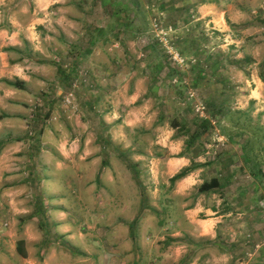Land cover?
I'll use <instances>...</instances> for the list:
<instances>
[{
    "label": "rangeland",
    "instance_id": "rangeland-1",
    "mask_svg": "<svg viewBox=\"0 0 264 264\" xmlns=\"http://www.w3.org/2000/svg\"><path fill=\"white\" fill-rule=\"evenodd\" d=\"M100 1L76 0L75 3L64 4L67 14L71 13V17L77 19L75 27L71 26L76 35L71 38H76L77 42L72 51L63 42L62 56H58L64 64L61 68L68 74L74 59L77 64L73 76L64 80L60 96L54 90V96L51 97V94L49 96L41 89L36 98L27 97L25 91H14L5 97L0 95V113L3 110V113L11 115L0 120V264H107L109 255H119V264H136V254L140 255L138 260L145 264H188L187 259L193 261L195 256H200L197 264H245L246 261L250 264H264V179H251L244 166L245 153L241 149L249 141L252 147L248 152L250 156H257L264 172V146H260L257 141L259 136L264 138V0H235L232 3L236 10L246 13L248 26L245 31L242 28L234 29L235 37L232 35V25L231 31L226 28L216 31L210 27L207 18L201 19V14L196 13L194 8L196 0ZM55 6L57 4L52 7ZM154 18L160 20L163 27L173 28L170 37L184 57L195 59L199 56L203 60L201 52H207L206 55L212 57L209 66L205 64L204 67L205 82L209 83L197 90L198 99H186L183 92L185 89L180 88L183 83L173 84L167 76L171 73L168 65H165L169 60L151 32ZM106 19L107 24L113 21L110 28L120 30V25H125L124 31L130 30L131 35L136 37L135 46L127 42L124 48L128 47V52L137 62L136 91L140 97L136 99V125L141 130L122 127L124 116H121L122 111L116 102L114 114H109L111 119L106 121L108 113L104 111L107 104L112 106V101L109 102L111 97L109 101L104 97L103 100H93L95 93L91 89L95 85L90 82V71H85L88 66L84 64L85 58L81 61L77 56L74 59L71 56L73 51L77 54L78 49L84 47V39L89 37L91 25L93 28L97 25L100 27ZM137 28L143 33L136 35ZM182 31L189 35L194 47L186 50L185 45L180 43V37L184 35ZM246 31L247 33H243ZM119 35L124 34L119 32ZM127 37L129 38L121 39L132 40L131 36ZM242 37L246 42L239 41L236 44L235 39L241 40ZM151 41L153 48L148 49ZM107 42L105 55L94 56H99L100 62L110 65L109 74L114 75L117 68L116 65L112 67V58H128L123 53V47L112 49L116 47L112 46L109 39ZM195 49H199L196 54ZM182 51L186 53L183 54ZM125 53L127 55L126 51ZM28 54L29 67L24 66V69L37 74L34 63L36 58H33L30 50ZM154 58L161 60L164 65L158 69L156 81L150 82L156 87V94L152 90L151 95L144 98L150 80L148 62ZM216 60L221 62V73L234 81L230 85L226 82V86L219 87L217 79L212 83L214 69L213 66L210 68V64ZM24 63L27 64V61L24 60ZM189 68L184 70L188 71V75L182 78L184 81H190L195 76ZM127 69L125 66L124 71ZM94 74L98 76V69ZM120 79L122 77L113 78L109 81L110 85ZM13 81L14 79L11 80ZM186 86L188 87L187 84ZM183 87L185 88L184 85ZM250 88L256 90L251 99ZM70 93L72 102L67 104L64 97ZM158 98L164 101L161 106L158 105ZM16 104L20 108L15 107ZM196 105H203L201 114L196 111ZM220 109L224 110V115H219ZM112 110L111 107L110 112ZM241 111L249 114L251 124L245 127L241 135L230 141L228 134L237 132L241 127L238 120H244V116L238 113ZM174 117L181 122L180 126L182 119L188 126H193L192 120L196 117L208 118L211 122L210 134L202 136L204 149L201 151L198 148L200 153L194 157L196 163L202 165L190 176L192 178H189L186 185L189 188L187 195H173L166 191L170 187L168 172L173 168L168 159L178 156L179 150L175 146L180 141L174 143L169 151L168 147H163V143L176 141V138L181 140V136H185L181 129L171 127L170 122ZM258 126L261 128H257ZM44 129L46 130L43 131ZM104 139L111 143L100 147V140ZM135 139L136 145H133L132 141ZM37 140L50 146L54 154L60 157L59 170L53 173L56 177L47 180V184L52 183L51 181L59 182L56 187L62 190L64 184L70 182L77 189L76 194H72L75 201L69 205L67 219L79 220L76 228L85 233L87 241L90 240L87 249L79 245L70 248L58 240L45 243L41 241L38 244L37 231L42 232L44 228L37 225L36 228L31 225L24 227L22 219L28 214L27 199L32 190L21 185L25 180L19 179L16 173L21 171L23 162H26L28 155L24 152L27 144H35ZM3 141L7 145H1ZM28 148L36 150L34 147ZM126 150L129 151L126 153ZM32 154L37 156L35 152ZM129 164L134 166L130 168ZM222 169L225 173L232 169L235 172V178L228 186L233 192L227 195L235 203L233 211L232 208L229 209L233 214L223 218L225 220L218 229L207 218L217 217L219 214L208 216L200 211L197 216L201 220L199 223L182 220V206L193 202L194 197V202L198 201V204L219 206L216 193L209 197H198L197 188L202 181L218 176ZM178 182L180 181L174 183L173 189L178 186ZM242 184H245V190L249 192L238 195ZM168 195L174 197L170 198ZM166 198L171 199L168 207ZM143 202L148 204V209L141 210L140 203L144 205ZM224 202L228 200L225 199ZM65 205L68 206V203ZM240 205L243 206L242 209H239ZM172 219L176 223L171 224ZM208 228L212 233L218 230L221 239L204 246L203 241H200L204 239L196 235L201 230L206 233ZM246 234H251L249 241L244 239ZM23 238L26 239L23 244L26 256L19 255L16 246L17 241ZM232 244L235 245L234 248ZM43 247L45 248L42 249ZM196 247L201 250L197 252ZM249 253L252 259L247 260ZM235 255L240 258L236 259ZM110 264H116V260H110Z\"/></svg>",
    "mask_w": 264,
    "mask_h": 264
},
{
    "label": "crops",
    "instance_id": "crops-1",
    "mask_svg": "<svg viewBox=\"0 0 264 264\" xmlns=\"http://www.w3.org/2000/svg\"><path fill=\"white\" fill-rule=\"evenodd\" d=\"M66 2L75 3L76 0H0V95L2 96L4 95L5 97L6 95H9L14 91H25L27 97L36 98V95H38L40 89L41 91L44 90L49 96L50 94L52 95V92L54 90L57 96H60L61 93H63L61 86L64 80L68 78V76L66 77L64 76V74H66L67 72L66 71L64 72V70L61 68L62 66H64V64H62L59 59V56L60 57L62 56L61 50L64 49L62 43L64 42V44L67 45L69 50L72 51L71 50L72 48H76V42H77L76 38L75 40L71 38V36L76 37V35L73 33L71 29V26L75 27L77 19L75 17H71V13H69V15L67 14L68 10H66L67 7L64 5ZM100 2L103 3V0H101ZM232 3L234 4L235 0H198V1L196 0V5L194 8L196 10V13L198 12L201 14L200 18L201 19L207 18L208 23L211 25L210 27L216 31H223L225 28L231 31V25H232V27H234L232 31V35H233L234 29L242 28L245 31L247 30L248 26L246 24L247 22L246 13L242 14L239 9L236 10L235 5H233ZM54 4H57V6L52 7ZM222 4L225 6L223 7ZM89 14L92 15L91 12H89ZM107 22H108L107 19L104 20V22L102 23V25H100V27H97L98 26L97 25L96 27L93 28V26L91 25L89 37L86 40L84 39V43H83L84 47L78 49L77 54H74L75 51H73V54H71V56H73V59L75 58V56H77L78 60L81 61L83 58H85L84 64H86V66L88 65L85 71L86 72L90 71V82L95 85L93 89H91L92 93H95L94 94L95 97L93 100L98 101L104 97L106 98L107 101H109L108 99L111 97V100L109 102L112 101V106L107 104L104 111L105 113H108V115L106 114L107 115V117L105 118L106 121H110L111 118L109 114H114L115 107L117 105L116 103H118V107L120 108V111H122L121 116H124V120H123L124 125H122V127L124 126L125 129L132 128L134 130H138L139 129L138 127L140 126L136 125V101H137L136 99H138L140 95L139 92L136 91L137 62L134 56H131L130 55L131 53L128 52V47L124 48L127 42L133 43L132 45L135 46L136 37L135 35H131L130 30L124 31V29L126 28L125 25L124 26L120 25L121 29L116 30L115 27L110 28V24H113V21L109 22V24H107ZM119 32H122L124 35L120 36ZM139 33H143V32H139V28H137L136 35ZM182 33L184 35L180 37L181 41L184 40L185 43L187 44L190 41L192 42L189 35L185 34L183 31ZM243 33H247V31ZM111 35L112 38L110 37ZM128 35L131 36L132 38L131 41H128V39L126 40L121 39V37L129 38L127 37ZM108 39L110 42L113 43L112 46L116 47L112 49L123 47L122 49H124L127 52V55L124 50L123 53L128 58V60H126L125 58L119 59L117 56H115V59L112 58L113 59V61H111L112 67L116 65L117 68L114 71V75L109 74L110 69L108 68V66L110 65H106L103 62H100L99 56H94V55H105L108 46V42H107ZM235 40H236V44H238L239 41L246 42V39H244V37H242L241 40L239 39H235ZM147 48L148 49L153 48V41L148 43ZM28 50L31 51L33 58H36L34 63L36 64L37 74H33L31 71L26 72V70L24 69L25 68L24 66L29 67L27 66L28 61L30 60V59L28 60V55H30L28 54ZM13 54L15 55L12 56ZM24 60L27 61V64L24 63ZM150 61L148 62L149 64L148 75L150 77L149 78L150 80L148 83L149 85L148 90L147 92H144L143 95L144 98L150 96L152 90L156 94L155 91L156 87H154V85L150 82L152 81V75L155 76L157 79L159 71L154 73L153 66L155 64H157L160 67L164 65L163 62H161V60L157 58H154L151 62ZM216 62L217 63L213 66V69L214 71H216L217 74L212 76V83L216 79H217L216 84L219 87L226 86L227 85L225 84L226 82H228L229 85L231 84V82L233 83L234 82L233 80H230V78L226 77L224 74L221 73L223 71L222 69H219V65L221 64V62H219V60H216ZM76 64H77V60L74 59L73 63L71 64L72 68L69 69V77L71 75L73 76V70L76 68ZM165 65H168V68H172V69L176 68L179 71V75L178 73L173 74L172 76L167 74V76L170 78V81L173 84H174L173 80L175 78L178 77L184 78L188 75L187 73L188 71L184 72V70L183 71L180 70L177 66L173 65L171 62H167V64ZM125 66H127L128 68L126 72L124 71ZM204 67H205L204 65L201 66V68H203L201 69L203 71V74L205 72ZM96 69H98V76H95L94 74V71ZM177 70L176 72H178ZM143 73L145 72L143 71ZM93 77L96 78L93 79ZM119 77L120 78L122 77V79H120L118 82L115 81V84L110 85L109 81H111L113 78L117 79ZM12 79H14V81L15 79L20 80L22 87L17 88L12 84L9 85L6 83L7 81L11 82ZM205 81L206 79H203L198 81L196 85H193V79H190V81L186 80L185 82L187 83L188 87L185 86V95H186L185 98L198 99L197 90L204 87L205 83H209ZM255 92H256L255 89L252 88L249 89L250 99L252 97L254 98L253 95ZM189 93H191L192 96H189ZM53 96L54 95H52L51 97ZM158 99H159L158 105L161 106L164 101L161 98ZM94 104L95 103H93V105ZM15 107L20 108V105L16 104ZM111 107L113 109L112 112H110ZM92 108H94V106H92ZM159 111H162V109H160ZM3 112L4 111L2 110V112L0 113L1 116L3 117L7 116V118L11 116L8 113H6L7 114L6 115ZM45 130L46 129H44L43 131ZM185 136H181L182 138L181 140L180 138H176L175 139L176 141L174 140L168 141V143L166 141L163 143L164 145L163 147H168L167 149L169 151V149L171 148V146H173L174 143L180 141V143L177 146H175L176 149L179 150L178 152L179 154L184 149ZM100 141H101L100 147H104L107 144L111 143L109 142V140L108 141L106 140L105 142V139L103 141L102 140ZM2 144L3 146L7 145V142L3 141L1 145ZM132 144L136 145V139L132 141ZM27 146L32 147V149L34 147V149L36 150L32 151L30 150V148L27 147V150L24 152L26 155H28L26 156L27 158L26 162H23L24 164L22 165L21 171L16 173V175H19L18 176L19 179L25 180L24 182L21 183V185H24V187L26 185L27 188H30L32 190L29 191L30 194L27 199V203L29 207V209L27 210L28 214L26 216H23L22 219L24 227L31 225V227L35 226L36 228L37 225L38 227L44 228L42 232L36 230L38 232V237H39L38 244H41V241L45 243V242H53L54 240H58L60 242L67 244L70 248L72 246L76 247L75 245H79L83 249H87L88 248L87 244H89L90 240L87 241L85 238V233H83L81 229L76 228L79 220L69 221L67 219L69 205L75 201V198L72 196V194H76L77 189L75 185H73L70 182H67L64 184L62 190H59V188L56 187V185L59 184V182L55 183L51 181L52 183H49V185L47 184L48 182L47 180L50 179L53 180L56 177V175H54L53 173L59 170L58 165L60 164L59 162L60 157L54 154V150H52L50 146L45 144L43 145L40 140H37L35 144L28 143ZM60 147L58 149L61 152ZM127 151L129 150H126V153ZM33 152H35L37 156H32ZM123 152L124 150H122V153ZM133 153L136 154V152ZM62 157L65 159L64 156ZM192 160L195 161V159H193L189 153H185V156L169 157L168 163L173 164L172 165L173 168L171 172H168V178L171 177L173 173L179 171L181 168L189 166ZM195 170H193L186 177L180 179L179 180L180 182H178L179 184L177 183L178 186H175L174 189L173 187L172 189H168L169 188L168 186L166 188V191L172 192L173 195L175 194L187 195L188 194L187 191L189 190V188L186 185L187 183H189L190 181L189 178H192L190 176L194 174ZM218 176H222L230 179L229 183H231V181L235 178V172L232 169L229 170V172L225 173L222 169V171L219 173ZM229 183L225 187L219 189L218 191L210 192V193H199L198 197H200V195L209 197L210 194L216 193L219 197L218 200L220 201L219 206H215L214 204L210 205L209 203H203L202 205L201 203L198 204V201L191 202L190 204L185 203L182 206L183 207L182 220L184 219V221H187L188 223H199L201 220L198 219L197 216L200 211H203L208 216L212 214L213 215L219 214L217 217L207 218L210 219L212 223L215 224V226L217 225V229H218V227H220L221 225L220 223L225 220L223 218L229 217L231 214H233L232 211L235 203L231 201L230 197L229 199L227 197V195H230L233 192V191L231 192V188H228V186L230 185ZM239 190H242L244 195L249 192L245 190V184H242V189ZM92 191L90 192L91 194ZM221 194L226 195L225 199L228 200V202H224L225 199L221 197ZM248 196L251 197L250 195ZM168 197L172 198L174 196L168 195ZM184 202L186 201L184 200ZM65 203H68V206H66ZM170 203H171V199L166 198L167 207L169 206ZM147 205H148L147 203H144V205L140 203L141 210H145L147 208ZM229 206H232L231 207L232 211H229L228 209ZM242 208L243 206L240 205L239 209ZM75 209H79V208L75 207ZM248 210L249 209H247V211ZM131 221L132 220H130V222ZM170 223L174 224L176 223V220L172 219L170 220ZM206 233L203 230H201L200 233L196 235V237H200V239H204V240H200L203 242L215 240L216 237L221 239L220 232L218 230L212 233V231L208 228ZM249 237H251V234L250 235L246 234L244 236L245 241H249ZM20 240L24 242L26 239L23 238ZM44 248L45 247H43L42 249ZM20 249H19V255L26 256V251L23 245L21 246ZM200 250L201 248L198 249L197 252H199ZM248 256H250V253ZM235 257L236 259L240 258L238 255H235ZM251 257L252 255L248 258L246 257V259L249 260ZM117 258H121V257L119 255H115V256L109 255L107 259V264H110V260H114V259L116 260V264H119L118 262L119 260H117ZM139 258L140 255L136 254V264H145L143 261H139L138 260ZM199 258L200 256L197 258L196 256L193 257V261L189 262L188 264H197L198 263L197 260ZM146 264L148 263L146 262ZM245 264H250V262L246 261Z\"/></svg>",
    "mask_w": 264,
    "mask_h": 264
},
{
    "label": "trees",
    "instance_id": "trees-1",
    "mask_svg": "<svg viewBox=\"0 0 264 264\" xmlns=\"http://www.w3.org/2000/svg\"><path fill=\"white\" fill-rule=\"evenodd\" d=\"M160 5H162V4L160 3ZM162 7H163V5H162ZM139 32H140V29H139ZM183 41L184 40L180 41V43H182V45H185L186 50H187L188 47H194V43L193 42L190 41L187 44V43H185V41L184 42ZM156 46H157V48H159L158 44ZM196 50L199 52V49H195L194 51H196ZM197 51L194 54H196ZM200 51H202V48H200ZM182 53L184 54L186 52L182 51ZM206 54H207V52H203V53L201 52L200 53V55H202V59L203 60H201L199 58V56H198V58H195V59L192 58V60H194L193 62L190 61L191 60L190 58H189L190 60H188V63H189L188 68L190 67L189 71L192 72V73H195V76L193 77V85H196L198 83V81H200V80L206 79L205 73L203 74V71L201 70V69H203V68H201V66H203V65L205 66V64L209 66V63H210L211 58H212L210 56H207ZM216 63H217L216 61H213L212 64H210V68L212 66H214ZM161 67L158 66L157 64H155L153 66V72L156 73L157 71H159L161 69ZM169 70L171 72L170 76H172L173 74H177V73L179 75V71L176 68L175 69L169 68ZM176 70L178 72H176ZM66 74H64L65 77H66ZM215 74H217L216 71H214L212 73V76L215 75ZM155 79H156V77L152 75V80L155 81ZM6 83L9 84V85L12 84L13 86H15L17 88H21L22 87L21 81L17 80V79H15V81H13V82L7 81ZM180 88L185 89L182 85H180ZM183 89H181V90H183ZM183 92L185 94L184 90H183ZM184 94H182V95H184ZM212 107L215 108L214 105H212ZM218 113H219V115L220 114L224 115V110L220 109V110H218ZM238 113L240 115L244 116V120H243V122H242V118L238 120V123L241 125V127L238 129L237 132H235L234 134H228V138L230 139V141H233V139L236 136L241 135L243 133V131L245 130V127H249L250 124H251L250 123V116H249V114L247 112L241 111V112H238ZM2 117L3 116H0V119ZM162 117H163V114L161 115L160 119H162ZM174 118L170 122L171 123V127L177 128V129H181V132L183 133V135H186L185 136L186 138L184 140V149H183L182 152H180L178 154V156H185V153H189V154L191 153L190 156H192V158L194 159V157L198 156L199 153H200V151H198V148H201V151L204 149V140H203L202 136L204 134H206V135L210 134L211 122H210V120L208 118L196 117L195 119L192 120V125L193 126H188L187 122L184 119L181 120L182 121V126H180L181 122L177 118H175V119ZM257 128H261V126H258ZM257 141H258L260 146H264V138L262 136L257 137ZM251 147H252V145L250 144L249 141H247L245 144H243L241 146V149H242L243 153H245V155H244V166L248 170V173H249L251 178L264 179V172L261 169V163L257 160V156L256 157L250 156V154L248 152V151H250ZM193 161L194 160L191 161V164L189 166L181 168L178 172H176L174 175H172L171 177L168 178V181L170 183V187L169 188H171L176 181L186 177L193 170H195L198 166L202 165V164H197L196 162H193ZM210 164H211V162H210ZM129 166H130V168H132L134 165L129 164ZM229 181H230V179H228L226 177H222V176L212 177V178H210L208 180L203 181L198 186L197 190H198L199 193L215 192V191H218L219 189L225 187L229 183ZM241 194H244L242 190H240V194H238V195H241ZM221 197L225 198V195L221 194ZM228 197H230V196H228ZM194 201L195 200L193 199V202ZM228 209H231V207H228ZM154 212L156 213V211H154ZM156 214H158V213H156ZM216 239L219 241L218 237H216L215 240L204 241L203 242L204 246H206L208 244L216 243L217 242ZM23 244H24V242L22 240L17 241L16 246L18 247V250L21 248V246ZM234 246L235 245L232 244L233 248H234ZM198 249H200V248L196 247V250H198ZM20 251H21V249H20ZM187 262L188 263L191 262L190 259H187Z\"/></svg>",
    "mask_w": 264,
    "mask_h": 264
},
{
    "label": "built area",
    "instance_id": "built-area-1",
    "mask_svg": "<svg viewBox=\"0 0 264 264\" xmlns=\"http://www.w3.org/2000/svg\"><path fill=\"white\" fill-rule=\"evenodd\" d=\"M160 20L158 21L156 18L153 19V25L151 32L153 33L154 37L157 39L158 44L160 48L163 49L165 54L167 55L168 60L175 66H177L180 70H185L188 63V58L184 57L180 51L178 50V47L174 45L172 38L170 37L171 32L173 31V28L171 26L165 28L160 24ZM193 62L194 60H190ZM180 78V77H179ZM175 78L173 80L174 83L182 82V86H186V82L182 80V78ZM189 96H192L191 93H189ZM64 102L67 104H71V93L64 97ZM203 105H196V111L199 112V114L202 113Z\"/></svg>",
    "mask_w": 264,
    "mask_h": 264
}]
</instances>
